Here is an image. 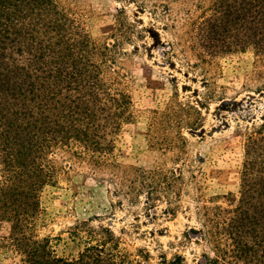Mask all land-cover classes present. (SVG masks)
<instances>
[{
    "label": "trees",
    "instance_id": "obj_1",
    "mask_svg": "<svg viewBox=\"0 0 264 264\" xmlns=\"http://www.w3.org/2000/svg\"><path fill=\"white\" fill-rule=\"evenodd\" d=\"M132 1L173 31L168 48H177L188 65H213L217 57L252 49L256 79L264 80V0L199 1L193 7L180 5L184 0ZM78 3L0 0V227L9 228L0 248L15 251L21 264H143L104 225L82 221L74 237L85 239V246L72 257L59 256L37 230L41 192L76 165H86L131 203L144 196L150 217L163 200L166 215L178 211L182 166L197 180L184 131L202 132L204 118L178 98L152 109L148 127L151 146L175 165L145 168L116 160L118 135L137 116L125 45L146 30L118 8L110 37L95 39ZM243 149L239 190L201 196L195 241L206 245L203 264H264V122L246 135Z\"/></svg>",
    "mask_w": 264,
    "mask_h": 264
},
{
    "label": "rangeland",
    "instance_id": "obj_2",
    "mask_svg": "<svg viewBox=\"0 0 264 264\" xmlns=\"http://www.w3.org/2000/svg\"><path fill=\"white\" fill-rule=\"evenodd\" d=\"M199 1L207 6L212 0H184L180 5L193 7ZM78 5L95 39L110 37L118 8H124L128 20L146 30L143 38L125 45L129 55L124 63L131 73L128 88L137 116L132 123L124 124L118 135L116 160L145 168L174 166L173 159L151 146L148 127L152 109L164 108L178 98L198 107L204 118L202 132L191 135L184 131L188 161L197 180L188 166L181 165L185 183L178 211L174 216L166 215L163 200L152 212L156 217H150L144 196L131 203L86 165H76L69 175L61 176L41 192L43 212L38 234L50 239L59 256H77L85 239L74 237V232L86 221L94 227L111 228L121 238L122 247L143 264H203L201 255L206 245L195 241L199 237L201 196L239 190L244 140L264 122V80L256 79L254 52H234L217 57L213 65L192 67L177 48L170 52L167 42L174 41L173 31L166 29L151 9L141 8L132 0H79ZM8 233L7 224L0 227L1 236ZM186 233L192 241L186 239ZM0 263L21 264L20 256L0 248Z\"/></svg>",
    "mask_w": 264,
    "mask_h": 264
}]
</instances>
